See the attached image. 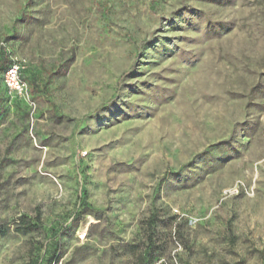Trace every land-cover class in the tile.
<instances>
[{
  "label": "rangeland",
  "instance_id": "1",
  "mask_svg": "<svg viewBox=\"0 0 264 264\" xmlns=\"http://www.w3.org/2000/svg\"><path fill=\"white\" fill-rule=\"evenodd\" d=\"M2 49L0 264H264V0H0Z\"/></svg>",
  "mask_w": 264,
  "mask_h": 264
},
{
  "label": "trees",
  "instance_id": "2",
  "mask_svg": "<svg viewBox=\"0 0 264 264\" xmlns=\"http://www.w3.org/2000/svg\"><path fill=\"white\" fill-rule=\"evenodd\" d=\"M1 65H2V72L3 75L7 71V69L12 66L14 63L9 60V57L4 49H2L1 53ZM122 80V77L119 78L117 86L120 85V82ZM120 87V86H119ZM39 219L38 220H29L26 217H22L18 223V225L13 229V232L19 233V234H26L31 231H35L39 227ZM151 228V223H150ZM7 233V229L1 228L0 229V235L4 236ZM142 254L139 255V261H143ZM52 260L50 259L48 264H51Z\"/></svg>",
  "mask_w": 264,
  "mask_h": 264
},
{
  "label": "built area",
  "instance_id": "3",
  "mask_svg": "<svg viewBox=\"0 0 264 264\" xmlns=\"http://www.w3.org/2000/svg\"><path fill=\"white\" fill-rule=\"evenodd\" d=\"M5 87L12 93L18 94L22 97H28L27 88L19 77L18 66L13 64L10 66L3 76Z\"/></svg>",
  "mask_w": 264,
  "mask_h": 264
}]
</instances>
